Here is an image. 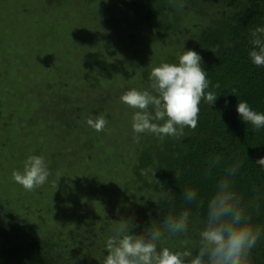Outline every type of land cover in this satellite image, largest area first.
Listing matches in <instances>:
<instances>
[{
    "label": "rangeland",
    "instance_id": "374dc122",
    "mask_svg": "<svg viewBox=\"0 0 264 264\" xmlns=\"http://www.w3.org/2000/svg\"><path fill=\"white\" fill-rule=\"evenodd\" d=\"M176 3L167 0L177 28L161 31L130 0H0V202L27 238L60 239L103 264L111 221L143 217L152 193L132 176L149 133L133 139V110L120 97L150 90L144 69L173 63L207 23ZM100 114L109 123L97 132L87 119ZM30 155L44 156L51 173L34 191L12 178ZM203 227L166 234L163 246L194 254Z\"/></svg>",
    "mask_w": 264,
    "mask_h": 264
},
{
    "label": "trees",
    "instance_id": "16d2710c",
    "mask_svg": "<svg viewBox=\"0 0 264 264\" xmlns=\"http://www.w3.org/2000/svg\"><path fill=\"white\" fill-rule=\"evenodd\" d=\"M186 4L185 10L207 21L195 25L197 34L191 48L186 49L202 57L211 82L209 90L218 98L212 106L201 102L194 130L185 127L182 136L163 139L149 133L148 144L136 154L132 177L153 195L132 232L140 234L146 228L143 223L150 227L155 221L156 226H162L170 212L178 214L185 208L191 213L188 226L204 223L216 183L236 160L240 168L233 178L234 191L242 197L253 224L264 229V168L255 163L264 157V128L254 129L236 111L239 101H247L254 111L264 113V67H256L248 55L250 31L264 27V0H186ZM129 5L146 25L156 24L161 31L167 26L174 31L181 18L167 0H130ZM150 71H143L147 81ZM216 84L218 88L213 87ZM217 155L221 157L220 166L206 175L210 158ZM141 169H151L154 177L151 172L141 175ZM189 188L197 191L198 198L195 203L185 204L183 193ZM199 202L203 203L197 208ZM3 207L0 202V264H93L83 261L82 251L62 244L60 239L27 238L11 212ZM81 255L83 258L78 259ZM249 259L250 264H264V233Z\"/></svg>",
    "mask_w": 264,
    "mask_h": 264
},
{
    "label": "clouds",
    "instance_id": "9594fccd",
    "mask_svg": "<svg viewBox=\"0 0 264 264\" xmlns=\"http://www.w3.org/2000/svg\"><path fill=\"white\" fill-rule=\"evenodd\" d=\"M186 0H177L176 7L183 9ZM249 58L256 67H264V27L250 31ZM150 90L132 88L124 92L120 100L133 110V137L139 141V134L151 133L156 137H179L184 128L198 126L200 104L211 106L217 100L210 91L208 72L202 64V57L194 50H185L178 55L177 63L162 62L150 71ZM213 87L218 88L219 84ZM236 111L246 124L254 129L264 128V113L254 111L247 101H239ZM109 121L103 114L89 117L87 124L97 132L103 131ZM264 168V157L255 161ZM219 155L210 158L205 174L211 175L212 169L219 167ZM240 162L236 160L224 169V175L215 185V192L207 203L206 220L199 232L198 250L195 255L190 248L173 251L163 246L165 235H186L190 211L185 208L178 214L171 212L164 218L162 226L152 222L140 234H132L135 224L130 218L111 221L115 227L106 239L107 255L103 264H250V255L264 229L254 225L252 216L242 203V197L234 191L233 178L239 171ZM155 172L141 169V175ZM50 171L45 157L30 155L23 170H13V180L26 191H34L48 182ZM57 188V183L55 185ZM195 189L183 193L185 204L197 202ZM203 202L197 203V208ZM173 204L170 202V207ZM188 240L182 241L187 246Z\"/></svg>",
    "mask_w": 264,
    "mask_h": 264
}]
</instances>
